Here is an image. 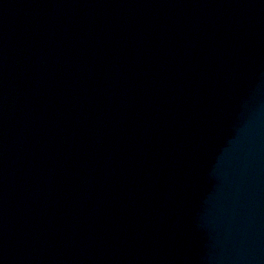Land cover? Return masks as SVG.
Listing matches in <instances>:
<instances>
[{"label":"water","instance_id":"water-1","mask_svg":"<svg viewBox=\"0 0 264 264\" xmlns=\"http://www.w3.org/2000/svg\"><path fill=\"white\" fill-rule=\"evenodd\" d=\"M0 264H264V0H0Z\"/></svg>","mask_w":264,"mask_h":264}]
</instances>
